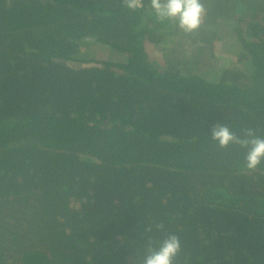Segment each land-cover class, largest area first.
<instances>
[{"label": "trees", "instance_id": "1", "mask_svg": "<svg viewBox=\"0 0 264 264\" xmlns=\"http://www.w3.org/2000/svg\"><path fill=\"white\" fill-rule=\"evenodd\" d=\"M202 3L185 34L147 0H0V264H142L154 222L176 264H264V165L211 140L217 123L264 136V0ZM90 39L122 59L70 64Z\"/></svg>", "mask_w": 264, "mask_h": 264}, {"label": "clouds", "instance_id": "2", "mask_svg": "<svg viewBox=\"0 0 264 264\" xmlns=\"http://www.w3.org/2000/svg\"><path fill=\"white\" fill-rule=\"evenodd\" d=\"M121 3L126 10L138 12L145 8L146 0H121ZM147 4L159 22H173L185 34L198 31L206 15L202 0H147ZM211 140L220 148L235 145L242 149L243 168L248 171H257L264 165V136L258 135L255 128H244L237 134L228 124L217 123L212 126ZM153 227L164 232V237L156 242L149 240L142 264H176L182 251L180 237L167 232L163 223L154 222L145 230L151 232Z\"/></svg>", "mask_w": 264, "mask_h": 264}, {"label": "rangeland", "instance_id": "3", "mask_svg": "<svg viewBox=\"0 0 264 264\" xmlns=\"http://www.w3.org/2000/svg\"><path fill=\"white\" fill-rule=\"evenodd\" d=\"M182 35V34H181ZM175 34L169 36L167 42H161L160 45L156 47L150 46L148 49L150 59L158 61L160 64H165L166 62V53L175 45L174 41L176 40ZM90 44L81 45V50L88 52V57L91 58V62H70L73 66H80V65H88V64H96L98 61L102 59H119V52L116 51H109L107 49L102 50L100 49L94 40H89ZM150 45V44H149ZM160 46L162 48L157 49ZM188 49L186 52H189L191 49V44L188 42ZM215 55L218 59V65L221 67H225L227 65H231L232 61L235 59V54L238 51V42H236V38H232L228 36L227 38L224 37L220 40L215 41ZM122 59V56H120Z\"/></svg>", "mask_w": 264, "mask_h": 264}]
</instances>
